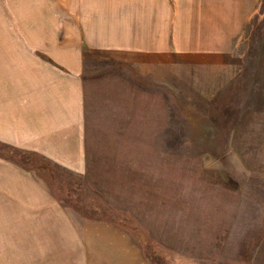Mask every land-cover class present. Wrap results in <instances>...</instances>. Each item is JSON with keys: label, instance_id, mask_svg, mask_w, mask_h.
Here are the masks:
<instances>
[{"label": "rangeland", "instance_id": "obj_1", "mask_svg": "<svg viewBox=\"0 0 264 264\" xmlns=\"http://www.w3.org/2000/svg\"><path fill=\"white\" fill-rule=\"evenodd\" d=\"M146 7L143 49L88 57L89 168L0 143V193H49L82 264H264V0Z\"/></svg>", "mask_w": 264, "mask_h": 264}, {"label": "crops", "instance_id": "obj_2", "mask_svg": "<svg viewBox=\"0 0 264 264\" xmlns=\"http://www.w3.org/2000/svg\"><path fill=\"white\" fill-rule=\"evenodd\" d=\"M155 1L165 0H1L0 143L84 173L92 161L89 106L107 96L100 84L114 81L89 77L88 57L143 49L128 26L171 23L161 14L147 22L146 3ZM73 232L49 193H0V264H82Z\"/></svg>", "mask_w": 264, "mask_h": 264}]
</instances>
